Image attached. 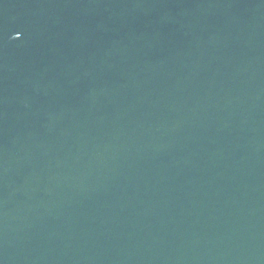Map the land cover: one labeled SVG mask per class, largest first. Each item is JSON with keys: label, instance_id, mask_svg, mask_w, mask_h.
Wrapping results in <instances>:
<instances>
[{"label": "water", "instance_id": "1", "mask_svg": "<svg viewBox=\"0 0 264 264\" xmlns=\"http://www.w3.org/2000/svg\"><path fill=\"white\" fill-rule=\"evenodd\" d=\"M0 264H264V0H0Z\"/></svg>", "mask_w": 264, "mask_h": 264}]
</instances>
